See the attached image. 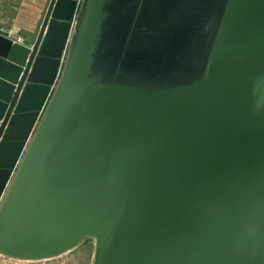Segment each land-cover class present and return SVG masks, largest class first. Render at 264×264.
<instances>
[{"label":"water","instance_id":"water-1","mask_svg":"<svg viewBox=\"0 0 264 264\" xmlns=\"http://www.w3.org/2000/svg\"><path fill=\"white\" fill-rule=\"evenodd\" d=\"M77 4L0 29V254L264 264V0Z\"/></svg>","mask_w":264,"mask_h":264},{"label":"crops","instance_id":"crops-1","mask_svg":"<svg viewBox=\"0 0 264 264\" xmlns=\"http://www.w3.org/2000/svg\"><path fill=\"white\" fill-rule=\"evenodd\" d=\"M51 0H0V29L28 44ZM30 39V40H29Z\"/></svg>","mask_w":264,"mask_h":264},{"label":"rangeland","instance_id":"rangeland-1","mask_svg":"<svg viewBox=\"0 0 264 264\" xmlns=\"http://www.w3.org/2000/svg\"><path fill=\"white\" fill-rule=\"evenodd\" d=\"M77 2V5L79 6L81 0H77ZM48 7L45 9V13L43 15V19L40 21L38 30H36V33L34 35H32L31 41H29L27 45L32 46L36 42ZM21 37L22 39H24L22 35ZM93 253L94 239L86 238L77 247L58 257L38 261H26L9 258L0 254V264H91L93 260Z\"/></svg>","mask_w":264,"mask_h":264},{"label":"built area","instance_id":"built-area-1","mask_svg":"<svg viewBox=\"0 0 264 264\" xmlns=\"http://www.w3.org/2000/svg\"><path fill=\"white\" fill-rule=\"evenodd\" d=\"M10 35H11V33H10ZM16 40L19 42H22V37H17Z\"/></svg>","mask_w":264,"mask_h":264}]
</instances>
